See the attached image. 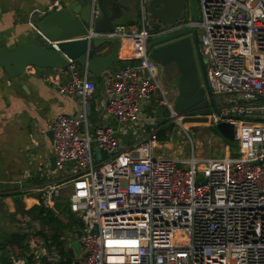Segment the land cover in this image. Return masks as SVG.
I'll return each instance as SVG.
<instances>
[{
    "label": "built area",
    "instance_id": "built-area-1",
    "mask_svg": "<svg viewBox=\"0 0 264 264\" xmlns=\"http://www.w3.org/2000/svg\"><path fill=\"white\" fill-rule=\"evenodd\" d=\"M89 1L85 39H117L119 57L135 61L100 75L97 109L119 128H90L95 77L86 66L70 65L65 80L57 71L45 77L58 95L77 102L75 114L57 113L47 127L54 170L66 177L41 187L38 198L60 220L63 210L56 213L52 202L65 200L68 214L80 220L81 251L74 264H264V0H197L196 23L186 18L159 28L150 24L148 0H139L140 24L115 23L106 33L95 30L97 0ZM195 24L209 87L207 122L195 124L232 123L235 156H156L160 126L144 129L157 113L159 120L183 123L146 53L149 39ZM186 35L192 40V33ZM122 49L133 53L122 56ZM129 123L141 133L123 144L120 134ZM93 146L105 153L96 164ZM26 245L29 255L8 246L10 264L57 259L38 235Z\"/></svg>",
    "mask_w": 264,
    "mask_h": 264
},
{
    "label": "water",
    "instance_id": "water-1",
    "mask_svg": "<svg viewBox=\"0 0 264 264\" xmlns=\"http://www.w3.org/2000/svg\"><path fill=\"white\" fill-rule=\"evenodd\" d=\"M191 20H198L197 0H190ZM92 4L60 6L42 15L36 22V30L45 43L28 41L21 47L5 50L0 48V67L14 79L23 75L28 66L51 68L63 73L70 65L76 68L86 66L95 78L119 63L121 42L113 38H94L89 43L86 26L90 19ZM150 24L153 28L173 24L186 19V0H148ZM122 9L118 0H97L94 28L98 32H110L121 16ZM192 33V40L186 34ZM108 47V51L98 52ZM146 53L149 58L164 67L165 74L171 79L168 86L176 89L173 108L182 122L205 123L209 114V105L205 94L209 91L205 63L198 41L196 24L176 33L152 39L148 42ZM217 132L227 140H234V125L221 122L215 126ZM52 140V132L48 130ZM98 159H104V151L97 148ZM55 157L51 159V168H55ZM65 200L56 199L52 208L61 213ZM78 255V240L72 241ZM21 251L31 253L29 245Z\"/></svg>",
    "mask_w": 264,
    "mask_h": 264
},
{
    "label": "crops",
    "instance_id": "crops-1",
    "mask_svg": "<svg viewBox=\"0 0 264 264\" xmlns=\"http://www.w3.org/2000/svg\"><path fill=\"white\" fill-rule=\"evenodd\" d=\"M88 1L0 0V48L11 50L28 41L45 43L36 30V22L42 15L60 5H85ZM59 2L62 4L59 5ZM118 3L122 9L120 18H124L121 23H137L139 0H118ZM29 19H33V29L28 23ZM104 51H108L107 46L98 49V52ZM124 64L121 62L113 68L118 69ZM154 65L157 70L156 62ZM159 66V80L169 88L174 98L176 89L167 85L171 79L165 74L164 67ZM53 71L51 68L33 67L12 79L0 67V204H4L9 211L14 210L13 199L16 197L23 198L28 206L37 202L41 187L61 180L52 178L58 171L51 168L52 140L47 127L57 113L75 114L77 102L73 97L58 95L46 80L45 77ZM60 77L62 80L67 78L66 69L60 73ZM101 99V90L94 91L90 120L97 124H110L107 119L101 122L93 115ZM159 115L155 114L156 120H159ZM131 136L132 133H128L127 129L120 134V139L128 141ZM8 187L14 188V194Z\"/></svg>",
    "mask_w": 264,
    "mask_h": 264
},
{
    "label": "rangeland",
    "instance_id": "rangeland-1",
    "mask_svg": "<svg viewBox=\"0 0 264 264\" xmlns=\"http://www.w3.org/2000/svg\"><path fill=\"white\" fill-rule=\"evenodd\" d=\"M58 4V3H57ZM62 4L59 2V5ZM61 6V5H60ZM186 14L188 17L191 18V4L190 0H186ZM198 18H200V11L198 10ZM124 20V18H119L116 23L118 24H127V23H121ZM28 23H30L31 28L33 29V19H29ZM136 25L140 24V17L137 21V23H134ZM198 36L200 35V30H197ZM152 38L149 39L151 41ZM119 63L113 64L111 67L119 66ZM157 67V77L159 78V71L160 66L156 63ZM115 69V68H113ZM96 79L95 83V92L99 89H102V80L101 78H94ZM95 81V80H94ZM168 99L170 102L173 103L174 98L171 96L169 92ZM100 106V104H98ZM146 111L150 109V107L147 105L145 106ZM94 117H96L99 121L103 122L105 119L102 117V113L100 110H96L93 112ZM151 118H156L152 116ZM94 121V120H93ZM92 120H90V128L92 129L94 126L97 125V123ZM160 123V120H158ZM156 119H153V124H147L144 126V129L148 130L151 127H158L156 125V122H158ZM110 122V121H109ZM155 123V125H154ZM112 126L115 128H119L120 126L117 123H111ZM167 124H170L169 127L165 129L164 132V140H158L157 139V132H156V144H153L154 146V154L156 156H164V157H175L178 159H186L191 155V153L196 154L199 157L207 158V157H221L225 154H231L235 156L238 153V144L236 141H232V143L228 144L224 138L220 134H216L210 126H204V125H198L195 124V122L190 123H182V127L176 124L175 120H169ZM125 129H128V133H141L140 127L137 124H126L124 125ZM123 127V126H122ZM214 127V126H212ZM159 128V127H158ZM124 129V128H123ZM134 134V138H138V134ZM139 133V134H140ZM125 138V137H123ZM123 144H126L127 141L120 139ZM131 140V139H129ZM92 154H93V163H97V157H98V151L95 146L92 147ZM66 174L64 171H59L57 175H53L52 178L59 179V178H65ZM59 181V180H58ZM57 180H54L51 182V184H54L55 182H58ZM11 189V194H14L13 187ZM10 194V193H9ZM33 197H36L35 195ZM19 198V197H18ZM17 197L13 199L14 202V210L9 211L7 207L4 206V204H0V237L4 233H12V232H26L27 237L30 235L33 236H41V234L46 233L47 235H50L52 233V229L50 226L43 224L40 220L36 219L34 215L28 213L32 207H36L39 205V196L37 198V202H33L32 206H27L23 198L20 200ZM64 199V197H61ZM17 199V200H16ZM18 204V206H17ZM34 214V213H33ZM61 215L63 216L61 219L62 222H67L68 219V211L67 208L64 207ZM62 239L66 242L68 241H74V234L70 231H65L62 234ZM15 245V244H14ZM13 245V246H14ZM46 245V244H45ZM12 246V245H10ZM18 246V245H16ZM48 248V246H47ZM51 251L50 249H48ZM38 250L35 249L34 256H38Z\"/></svg>",
    "mask_w": 264,
    "mask_h": 264
},
{
    "label": "trees",
    "instance_id": "trees-1",
    "mask_svg": "<svg viewBox=\"0 0 264 264\" xmlns=\"http://www.w3.org/2000/svg\"><path fill=\"white\" fill-rule=\"evenodd\" d=\"M128 24V23H127ZM135 59H129V60H122L121 62L126 63H132ZM110 69H113V67H110ZM169 118L161 119L160 123L158 121V125L160 126L159 130L157 131V139L158 140H164V132L167 127H169L170 124L168 123ZM212 130L219 134L215 127H210ZM228 144L232 143V140L224 139ZM18 198V197H17ZM20 200V198H18ZM17 200V199H16ZM18 206V204H17ZM28 211L29 214L38 220H40L43 224H46L51 227L52 233L50 235H47L46 233L41 234V236L44 239V242L46 246H48V249L53 251L55 253V256L57 257L56 261L50 262L44 260L43 264H74V261L76 259V252L72 246V241H64L62 239V234L65 231H70L74 234V238L77 239L80 233V220L76 218L72 214H68V221L62 222L58 215H56L51 209H45L41 204H39L36 207H32ZM34 213V214H33ZM27 233L26 232H12V233H4L0 237V264H10L7 256V248L10 245H18V247L21 249L27 240ZM29 259L31 256L28 257Z\"/></svg>",
    "mask_w": 264,
    "mask_h": 264
},
{
    "label": "bare ground",
    "instance_id": "bare-ground-1",
    "mask_svg": "<svg viewBox=\"0 0 264 264\" xmlns=\"http://www.w3.org/2000/svg\"><path fill=\"white\" fill-rule=\"evenodd\" d=\"M133 53L131 49H128L127 51H124V49L121 50V55L122 56H129Z\"/></svg>",
    "mask_w": 264,
    "mask_h": 264
},
{
    "label": "flooded vegetation",
    "instance_id": "flooded-vegetation-1",
    "mask_svg": "<svg viewBox=\"0 0 264 264\" xmlns=\"http://www.w3.org/2000/svg\"><path fill=\"white\" fill-rule=\"evenodd\" d=\"M191 15H192V14H191ZM186 18H190V17H188L187 14H186Z\"/></svg>",
    "mask_w": 264,
    "mask_h": 264
}]
</instances>
